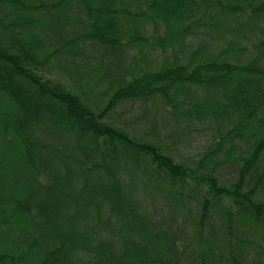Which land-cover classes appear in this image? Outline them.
Returning <instances> with one entry per match:
<instances>
[{
  "label": "trees",
  "instance_id": "obj_1",
  "mask_svg": "<svg viewBox=\"0 0 264 264\" xmlns=\"http://www.w3.org/2000/svg\"><path fill=\"white\" fill-rule=\"evenodd\" d=\"M0 264H264V0H0Z\"/></svg>",
  "mask_w": 264,
  "mask_h": 264
},
{
  "label": "rangeland",
  "instance_id": "obj_2",
  "mask_svg": "<svg viewBox=\"0 0 264 264\" xmlns=\"http://www.w3.org/2000/svg\"><path fill=\"white\" fill-rule=\"evenodd\" d=\"M135 108H136L135 105H131L130 103L126 104V109H127L128 112H130L131 109L138 110V109H135Z\"/></svg>",
  "mask_w": 264,
  "mask_h": 264
}]
</instances>
